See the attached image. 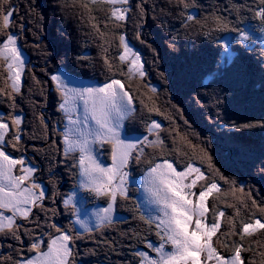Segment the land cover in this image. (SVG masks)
<instances>
[{
    "label": "trees",
    "instance_id": "trees-1",
    "mask_svg": "<svg viewBox=\"0 0 264 264\" xmlns=\"http://www.w3.org/2000/svg\"><path fill=\"white\" fill-rule=\"evenodd\" d=\"M20 1L23 4L28 3L34 12V20L38 19V13L35 10L43 6L51 9L55 20L54 31L50 32V35L45 34L46 24L42 23L41 26L33 25V37L27 40L23 37L28 58L32 59V64L35 66L27 76L31 82L28 81L29 84H26L21 94L16 96L15 108L10 106L5 96H0V109L9 107L13 109L11 111L19 115L28 116L26 120L28 125L23 128L27 131L22 132L21 148L30 143L37 147L44 146L49 139V131L58 133L56 131L58 126L62 128L66 123L63 114L56 110L61 98L57 89L55 87L52 89L51 76L62 70L76 78L105 83L112 73L106 66L104 57L107 55L114 64L117 63L114 58H118L122 52L118 36L123 33L126 34L130 44L146 57L145 78L141 79L139 75L134 77L131 75V78H128V75L122 77L119 72L115 76L117 79L125 80L126 87H130L138 105L137 112L128 121L127 133L145 135L148 133L147 125L151 120L160 118L167 125V131H162L161 134L166 147L159 154V159L171 160L179 170L184 169L187 163L196 162L204 166L203 170L211 178L209 162L200 151V146L207 149L212 156L215 168H218L224 177L236 182L234 190L216 176L217 182L221 185V191L214 193V196L219 197L218 206L226 211L222 231L225 230L228 217L235 214L234 209L226 205L234 204L239 207L249 190L252 198L258 202L264 201V171H262L264 169V128L232 127L233 124L264 122V41L259 39L264 36V32L259 30L261 24L253 15L258 0H186L189 4L186 9L174 0H144L143 15L137 8L143 0H134L136 4L134 1L131 2L132 12L127 22H119V26L109 22L108 27H104L103 24L109 8L107 4L93 5L88 0H81L83 3H88V8L92 9L89 13L85 8L73 6L71 0H57L58 4L48 3L50 6L47 5V1L50 0ZM12 5L17 9L20 6L16 2H12ZM187 15L195 16L198 23L186 20ZM91 16L97 17L95 22L101 24L100 31L104 35L97 34L92 28ZM217 16L229 20L231 28L248 32L252 39L241 44L239 32L217 31L215 23ZM73 18L79 19L82 35L73 33L72 27L75 22ZM31 19L32 16L30 19L21 18L17 20V23L25 22L28 30ZM137 32L141 33L143 43L134 38ZM152 36L158 41L155 38L153 40ZM227 38L232 41L229 56L225 55L221 46V41ZM159 42L165 45L163 54L158 50L163 49ZM151 43H154V46L156 44L155 49ZM57 51L58 55L62 51V55L53 64ZM121 67L127 74V65L124 64ZM154 85L157 87L156 93L150 91ZM0 86L8 85L0 81ZM185 93L190 94L189 100L182 98ZM141 100L144 101V105H141ZM50 106H53L50 116H54L58 123L49 126L51 122L48 120V127L45 129L40 124L38 116L43 113L45 118V112ZM148 107H159L164 115L155 111L150 112ZM34 109L36 110L33 113ZM190 113L199 116L205 114L206 119L203 117L202 119L207 122V125L198 129L191 124L188 116ZM176 120L177 124H175ZM176 125L179 126L180 131ZM58 143L60 145L57 147L56 156L48 155L54 157V160H47L49 159L47 156L44 159H38L45 167L42 173L43 178L39 180L44 179L46 183L47 181L50 183V188L47 190L50 197L56 193L55 200L47 201L45 206L48 209H55L57 213L55 216L49 213L46 217L43 211L36 209L35 213L40 217V223L43 225L45 219H51L59 226L65 227L64 222H67L69 228L74 227V230L83 236L82 239L76 240L74 245V248L78 249L75 256L76 264H80V260L82 264L85 261L86 264H138V258L134 252L149 250L133 234H147L148 239L153 242L158 240L154 231L147 233L148 226L138 218L139 210L149 215L141 207L139 190L130 189L131 199L127 201L118 199L116 223L102 230L97 229L91 234L79 231L76 224V207H65L63 200L70 189L80 188V170L76 167L75 160L64 156L60 140ZM193 145L197 147L194 148ZM153 151V148H149L146 153H153ZM9 152L12 151L9 150ZM12 154L18 156L17 153L12 152ZM78 154L79 152H74L72 156L78 158ZM58 166H62V175L57 173ZM137 167L138 171L135 175L141 177L148 166L142 161L137 164ZM61 181L64 182L63 186H60ZM201 186L197 188L198 191ZM241 187L244 189L243 193L238 191ZM83 193L88 199L93 196L87 189H83ZM96 201L99 205H107L106 198L100 197L92 200V203ZM215 202L214 198L210 197L209 208H212ZM247 215L245 209L241 207L236 219L244 220ZM27 226L35 227L33 224ZM152 227L154 229L155 225ZM41 228L36 230L37 233ZM91 239L93 242L89 245L87 241ZM29 242V236L24 235L23 247L27 256L34 254L27 252ZM8 243L15 245L17 249L21 247V243L11 237H0V244L3 245L0 247V253L5 256L11 253V249L6 246ZM245 243L252 249L250 252H242L245 261L264 264V256L261 255L264 253V231L257 230L252 236H246ZM85 244L88 245L86 249L83 248ZM111 245H114V248ZM150 255L155 254L150 252Z\"/></svg>",
    "mask_w": 264,
    "mask_h": 264
},
{
    "label": "snow or ice",
    "instance_id": "snow-or-ice-1",
    "mask_svg": "<svg viewBox=\"0 0 264 264\" xmlns=\"http://www.w3.org/2000/svg\"><path fill=\"white\" fill-rule=\"evenodd\" d=\"M91 4L103 3L109 5L107 15L103 21L104 27L109 22L119 26V22H127L132 12L130 0H88ZM183 8H188L186 0H174ZM73 6H79L92 12L88 3L81 0H71ZM141 15L145 10L142 4L137 5ZM17 13L10 0H0V81L7 87L0 86V96H5L14 109L16 96L21 94L22 75L26 67V58L23 56L19 40L23 38L24 25L17 23L14 17ZM253 15L261 24L260 31L264 32V0H258ZM92 28L99 35L101 24L95 22L97 17L91 16ZM186 20L196 21V17L187 15ZM217 31H237L240 33L239 43L252 39L248 32L230 27L231 22L223 17H215ZM187 26V25H185ZM15 30V31H13ZM135 39L141 40V33L137 32ZM119 54L117 63L105 55V64L112 75L102 86L97 87H69L66 77L55 74L51 80L55 82L61 97L60 110L68 121L63 133L65 157L76 161L82 187L93 192L98 197L107 199V207L96 212L95 229H104L116 223L115 210L119 200L131 199L128 188V168L130 164H139L142 161L148 166L144 176V188L149 194L148 204L158 206V215H145L140 211L139 219L148 226L147 233L155 232L157 242L148 239V235L134 233V237L145 245V250L134 252L138 264H253L245 261L242 252L252 251L251 246L245 243L246 236H252L257 230L264 231V201H257L251 197V191L240 202V206L228 204L226 207L234 209V215L229 216L225 230L222 223L226 211L220 208L219 197L214 193L221 191V185L216 176L224 180L232 189H236V182L220 173L212 163V156L206 148L200 146L211 169V178L205 175L201 168L194 163H187L183 171H178L173 162L167 158L159 159V154L166 147L161 137L164 129L161 123L151 120L147 125V132L155 136L150 140L144 136L143 140L130 139L125 136V122L136 112L135 99L130 87H126L123 79L115 78L119 72L122 77L131 78L133 72L138 73L142 79L146 73L143 71V61L138 51L130 45L126 34H119ZM226 56H229L230 45L221 41ZM83 59V57H81ZM127 64V74L122 65ZM39 83V81H37ZM150 91L156 93L157 89L151 87ZM151 99V97H149ZM141 105L144 101L141 100ZM82 107L83 111H80ZM148 111H155L164 115L159 107H148ZM170 119V117H168ZM40 124L46 129L47 122L43 113L38 116ZM94 122V124L92 123ZM24 117L15 111L7 116L0 115V237H11L21 243L19 249L5 256L0 253V264H76L75 242L83 236L73 228L59 226L51 219H45L43 225L40 217L33 209L43 211L47 217L49 213L55 216V209H48L44 205L45 199L55 200L46 196V189L36 181V169L26 163L21 156H14L12 152H21L22 125ZM234 128H264V122L235 125ZM178 131V130H177ZM101 147L108 144L111 147V164L104 166L95 153L94 145ZM145 146L154 149L153 153H146ZM192 147H197L193 145ZM8 149H12L9 152ZM79 152V157L72 153ZM264 171V169H262ZM203 181L200 190L195 191L198 183ZM238 191L244 192L243 187ZM195 197V199H193ZM213 197L216 201L212 208L208 206V199ZM75 194L63 200L65 207L74 204ZM241 207L247 212V218L237 220ZM76 223L80 224L86 233H93L94 228L87 222L79 219L77 210ZM35 227L29 228L27 225ZM152 225H155L153 229ZM47 227L51 231L37 233V229ZM30 238L25 255L23 236ZM44 235L48 240L45 243ZM105 243H108L105 241ZM114 248V245H111ZM0 247H3L0 244ZM10 247H15L10 246ZM150 252L155 255H150ZM264 256V253H261Z\"/></svg>",
    "mask_w": 264,
    "mask_h": 264
},
{
    "label": "rangeland",
    "instance_id": "rangeland-1",
    "mask_svg": "<svg viewBox=\"0 0 264 264\" xmlns=\"http://www.w3.org/2000/svg\"><path fill=\"white\" fill-rule=\"evenodd\" d=\"M47 1V0H46ZM133 1L134 0H130V4H131V2L133 3ZM10 2L12 3V2H16V3H19V8L17 9V8H15L14 7V10H15V12L17 13V15L14 17V20L17 22V20H19V19H21V18H27V19H30V17L32 16V19H31V26L29 27V29L27 30V26H26V23L24 22L23 23V25H24V31H23V33H22V36L25 38L26 37V40H27V38L28 39H30L31 37H33L34 36V29H33V25H35V26H41L42 25V23H45L46 25V29H45V34L46 33H48V35H50V32L52 33L53 31H54V26H53V23H55V20L53 19L54 17H53V15H54V13H52L50 10V8L48 7V8H46L45 6H43L41 9L39 8L38 10L36 9L35 10V12H37L38 14H37V16H38V19H37V21L36 20H34L33 19V15H34V12L30 9V7H29V5H28V3H26L25 2V4H23L22 3V1H20V0H10ZM48 3H57L58 4V1L57 0H50V1H47V5H48ZM134 3H135V1H134ZM143 3H144V0L143 1H141V4L143 5ZM23 4V5H22ZM136 4V3H135ZM48 6H50V5H48ZM46 9V10H45ZM28 10H30V11H28ZM23 11H25V12H23ZM45 11V12H44ZM44 14V15H43ZM80 14H82V13H80ZM84 14V13H83ZM149 15V14H148ZM20 16V17H19ZM130 17V16H129ZM73 19H75V22H74V27H72V31H73V33H77V34H79V35H82L81 34V30H82V26H80V24L81 23H79L80 21H79V19L77 18H73ZM54 20V21H53ZM70 20H72V19H70ZM144 22V21H143ZM79 27V28H78ZM39 28V27H38ZM14 31V30H13ZM24 38H22L21 40H19V45H20V47H21V49H22V53H23V56L26 58V67H25V69H24V72H23V75H22V81H23V83H22V87H21V91L26 87V84H29V82H31V79L30 78H28L27 76H28V74H29V72H30V70L32 71L33 69H34V64H32V59L30 60V58H28V54L26 53V50H25V48H24V41H25V39ZM154 38H155V40H157V38L156 37H154V36H152V39L154 40ZM259 39L263 42L264 41V36H262V37H259ZM152 40V41H153ZM158 41V40H157ZM224 41H227L229 44L232 42L229 38H227L226 40H224ZM49 42V41H48ZM246 42V41H245ZM160 43V45L162 46V48L163 49H158V50H160V52H161V54H163L164 52H165V45H164V43L163 42H159ZM232 44V43H231ZM231 44H230V46H231ZM51 45V44H50ZM52 45H53V43H52ZM131 45V44H130ZM151 45H153V47H154V49L156 48V44H155V46H154V43L152 44L151 43ZM132 46V45H131ZM158 46V45H157ZM26 47V46H25ZM53 47L55 48V46L53 45ZM133 47V46H132ZM134 48V47H133ZM159 48V47H158ZM56 49V48H55ZM230 49V48H229ZM57 50V49H56ZM134 50L135 51H138V50H136L135 48H134ZM164 50V51H163ZM51 51V50H50ZM139 52V51H138ZM160 52H159V54H160ZM140 53V52H139ZM52 54V53H51ZM59 53H58V51H57V55H58ZM55 55H56V53H55ZM54 56V62H53V64L55 63V61H57L58 60V58L59 57H61V55H62V51H61V54L60 55H58V56ZM140 56H141V58H142V61H143V71L145 72V64H144V60H145V56L143 55H141V53H140ZM53 57V56H52ZM163 60H164V58H163ZM28 62H30V63H28ZM127 65V64H126ZM164 66V65H163ZM162 73H164V72H162ZM55 74H59V75H62V76H64V77H66L67 79H68V81H69V87H76V88H83V87H97V86H102L104 83H99L98 81H91V80H85V79H80V78H76V77H74V76H72V75H70V74H68L67 72H65V71H57V72H55L54 73V75ZM133 77L134 76H137V75H139L138 73H135V72H133L132 74H131ZM143 78H145V76L143 77ZM29 81V82H28ZM52 84V89H53V87H55L56 88V84H55V82L53 81V83H51ZM153 87H155V88H157L156 87V85H154ZM51 88H50V90H52ZM57 89V88H56ZM189 95L190 94H186L185 93V95H183L182 96V98H185L186 100L188 99H190L189 98ZM61 98V97H60ZM182 100H184V99H182ZM185 101V100H184ZM62 101L60 100V103H61ZM182 102V101H181ZM59 103V104H60ZM180 103V102H179ZM183 103V102H182ZM180 105V104H179ZM135 106H136V112H137V110H138V105H137V102L135 101ZM52 108H53V106L51 107H48V110H46V112H45V118H46V122L48 123V120H50V122H51V124H49V126H51V125H53V123L56 125L57 123H58V121L54 118V116L53 117H51L50 116V111L52 110ZM11 110H13L12 108H7V109H0V115H3V116H7L10 112H12ZM35 110L36 109H34L33 110V113L35 112ZM56 110H58V111H60L61 112V114H63V117L65 118V115H64V113L60 110V108H59V105L57 106V108H56ZM80 111L82 112L83 111V109H82V107L80 108ZM220 111V110H219ZM135 112V113H136ZM202 115V116H201ZM200 116L199 115H197V114H192V113H190L188 116H189V119L191 120V124H193L194 126H196L198 129H199V127H204V125H207V122L206 121H203V119H202V117L203 118H205L206 119V116H205V114H201ZM21 116H23L24 117V123H23V125H22V132H25V131H27L26 129L25 130H23V128L25 127V126H27L28 125V122L26 121L27 120V117L28 116H26V115H21ZM66 119V118H65ZM153 120H156V121H158L159 123H161V125L163 126V128L164 129H166V124L164 123V122H162L161 120H160V118H154ZM128 121H129V119L128 120H126V122H125V129L127 128V125L129 124L128 123ZM93 124H94V122H92ZM175 124H177V120L175 121ZM66 125H68V121H67V119H66V123L63 125L64 127H62V128H59V126H58V128H57V132L58 133H55V131H49V134H50V136H49V139L47 140V143H45V145L44 146H40V147H37V146H33L32 144L33 143H30L29 145H27L26 147H24V148H22L23 149V151H21V152H14V153H17L18 154V156H23L25 159H26V163L27 164H30L32 167H34L35 169H36V173H35V176H36V181L38 182V183H40L45 189H46V196L47 197H50L49 196V194H47L48 193V191L47 190H49V188H50V183H48V181H47V183L44 181V179H40L39 180V178H41L42 177V173H43V171H44V169H45V167L39 162V160L38 159H44V157H46L47 156V158H49V159H47V160H54L55 158L54 157H49L48 155H50V156H56V150H57V147L60 145V143H58L59 142V140H60V142L62 143L61 144V147H62V149L64 150V140H63V133L65 132V127H66ZM48 127V126H47ZM27 128V127H26ZM176 128L179 130L180 128H179V126L178 125H176ZM38 129H39V126H38ZM180 131V130H179ZM161 134H162V132H161ZM128 135V136H127ZM149 136V139L150 140H154L155 139V136L154 135H151V134H149V133H147V134H145V135H141V134H138V135H134L133 133H127V131L125 132V136H126V138H130V139H140V140H143V138H144V136ZM214 135V134H213ZM215 136V135H214ZM60 137H61V139H60ZM22 144V143H21ZM94 148H95V153L97 154V157H98V159L100 160V162L104 165V166H109L110 164H111V147L108 145V144H104V146L103 147H101L99 144H96V145H94ZM149 148H151V147H147V146H145V152H147V150L149 149ZM9 150H11L12 151V149H8V151ZM14 155V154H13ZM79 155V154H78ZM14 156H17V155H14ZM17 156V157H18ZM236 159H237V157H235ZM163 158H161V160H162ZM174 164V163H173ZM195 164V166H197V167H199V168H201V171H204L203 169H204V166H202V165H200V164H197L196 162L194 163ZM48 167V166H47ZM139 167V166H138ZM138 167H137V164L136 163H132V164H130V166H129V168L127 169L128 170V172H129V176H128V188H129V193H130V189L131 190H135L136 188L139 190V192H140V196H139V200H140V203H141V207L143 208V210L147 213V214H149V215H151V216H155V215H158V214H160L159 213V210H158V206L157 205H155V204H148L147 203V198H148V193L146 192V190H145V188H144V176H145V174H146V172L143 174V176H141V177H137L135 174H136V172L138 171ZM44 168V169H43ZM56 170L58 171L57 173L59 174V175H62V166H58L57 168H56ZM177 170L178 171H183L184 169H182V170H179L178 168H177ZM205 172V171H204ZM50 175H53V174H50ZM205 175L206 176H208V174H206L205 173ZM43 178V177H42ZM80 180L81 181H83L84 180V177L81 175V177H80ZM81 181H80V188H78V189H76V190H74V189H70L69 191H68V194L65 196V198H67V196H69V195H72V194H75V199H74V204H75V207H76V210H78V215H79V219H81V220H83V221H85V222H87V223H89L93 228H94V232L97 230V229H95V225H96V223H97V221H96V212L97 211H99L100 209H102V208H105V207H107V205L106 206H102V205H99L98 204V201H96V202H93L92 203V200L94 201V200H97L98 198H100V197H98V196H96L93 192L91 193V195H93L92 197H94V198H92L91 197V199H88V197L87 196H85L84 195V193H83V189H85L84 187H82V185H81ZM202 183H204L203 181H201L200 183H198L197 184V186H196V189H195V191L197 192V194H198V190H197V188L199 187V186H201V184ZM263 183H264V181H263ZM63 184H64V182H62L61 181V184H60V186H63ZM263 187H264V185H263ZM193 199H195V197H193ZM47 201H49V202H53V199H51V198H49V199H45L44 200V205L46 204V202ZM73 208V207H72ZM35 210L36 209H33V211L35 212ZM117 213H116V210H115V215H116ZM64 222V221H63ZM64 224H65V227L66 228H69L68 227V223L67 222H64ZM77 224V227H78V230L79 231H81V232H84V229L81 227V225L80 224H78V223H76ZM48 231H51L50 229H48V228H46V227H43V228H41L39 231H38V233H47ZM93 232V233H94ZM44 240H45V243H47V240H48V237H47V235H44ZM88 243H89V245H90V243L91 242H93V239H91L90 241H87ZM9 249H11V253H14L15 252V249H17V248H13V247H10V246H13V245H11V244H7L6 245ZM15 246V245H14ZM88 245L87 244H85V245H83V248L84 249H86V247H87ZM77 249V248H76ZM76 249H75V251H76ZM80 249H82V247L80 248ZM13 251V252H12ZM77 251H78V249H77ZM1 252V251H0ZM7 252H9V251H7ZM79 255H84V254H79ZM82 261L80 260V264H82L81 263ZM86 262V261H85ZM84 262V264H86Z\"/></svg>",
    "mask_w": 264,
    "mask_h": 264
},
{
    "label": "bare ground",
    "instance_id": "bare-ground-1",
    "mask_svg": "<svg viewBox=\"0 0 264 264\" xmlns=\"http://www.w3.org/2000/svg\"><path fill=\"white\" fill-rule=\"evenodd\" d=\"M128 136V135H127Z\"/></svg>",
    "mask_w": 264,
    "mask_h": 264
}]
</instances>
